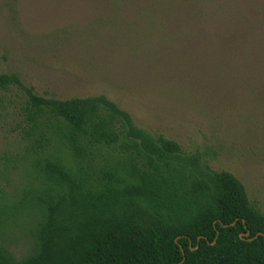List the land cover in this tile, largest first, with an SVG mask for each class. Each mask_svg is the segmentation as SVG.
Wrapping results in <instances>:
<instances>
[{
	"label": "trees",
	"instance_id": "16d2710c",
	"mask_svg": "<svg viewBox=\"0 0 264 264\" xmlns=\"http://www.w3.org/2000/svg\"><path fill=\"white\" fill-rule=\"evenodd\" d=\"M197 1H151L177 17L172 43L205 32ZM0 91L15 94L20 136L1 164L0 264H264V213L211 150L187 153L103 94L43 97L16 73Z\"/></svg>",
	"mask_w": 264,
	"mask_h": 264
},
{
	"label": "rangeland",
	"instance_id": "374dc122",
	"mask_svg": "<svg viewBox=\"0 0 264 264\" xmlns=\"http://www.w3.org/2000/svg\"><path fill=\"white\" fill-rule=\"evenodd\" d=\"M151 1L186 0H0V74L43 97L106 95L187 153L211 150V167L237 176L264 213V0H198L188 12L207 31L175 43L177 17ZM15 101L0 91V171L19 147Z\"/></svg>",
	"mask_w": 264,
	"mask_h": 264
},
{
	"label": "water",
	"instance_id": "95a60500",
	"mask_svg": "<svg viewBox=\"0 0 264 264\" xmlns=\"http://www.w3.org/2000/svg\"><path fill=\"white\" fill-rule=\"evenodd\" d=\"M236 225V222L235 223H233L232 225H230V226H235ZM228 226V225H227ZM226 226V227H227ZM219 234V233H218ZM260 236H263V234L262 233H259L258 235H256V237H254V238H251V234H250V232H247V233H245V234H242L241 235V238L242 239H245V240H247V241H252V240H255V239H258ZM201 239V238H200ZM199 239V240H200ZM191 250L192 251H194L195 249L194 248H191ZM185 255V254H184Z\"/></svg>",
	"mask_w": 264,
	"mask_h": 264
}]
</instances>
